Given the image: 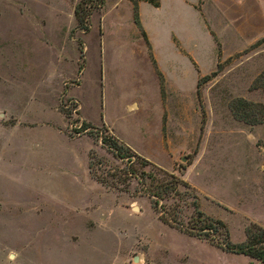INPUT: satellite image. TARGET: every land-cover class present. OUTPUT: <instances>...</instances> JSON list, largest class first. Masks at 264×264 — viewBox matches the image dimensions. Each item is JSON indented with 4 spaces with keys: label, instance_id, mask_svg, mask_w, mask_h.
Instances as JSON below:
<instances>
[{
    "label": "rangeland",
    "instance_id": "obj_1",
    "mask_svg": "<svg viewBox=\"0 0 264 264\" xmlns=\"http://www.w3.org/2000/svg\"><path fill=\"white\" fill-rule=\"evenodd\" d=\"M126 1L0 0V264H258L164 224L149 198L139 194L138 178L125 191L129 163L106 147L113 137L102 127L81 131L77 104L64 88L77 85L82 74L78 96L95 116L97 33L101 24L103 40L109 42L117 15L125 22ZM139 1L130 2L138 29L134 15ZM77 3L86 31L73 17ZM161 4L159 15L167 17L180 45L178 79L184 91L178 98L187 103L189 115L194 103L187 131H172L171 158L158 156L167 168L161 169L181 175L193 188L198 209L220 220L230 242L239 244L250 218H261L255 196L259 188L264 192V124L252 127L233 120L229 104L240 98L264 108V0ZM214 71L216 76L200 85L197 96V79ZM258 111L243 105L239 113ZM57 117L63 121L67 149L77 150L72 163L63 161L49 135L57 129ZM57 141L60 146L62 140ZM88 146L87 160L92 152L100 161L93 174L117 181L118 189L104 187L88 169L91 181L85 176L82 149ZM198 152L201 157L191 167ZM133 169L137 174L149 170L138 160ZM183 200L178 217L184 224L192 207L191 200ZM162 203L172 206L171 200Z\"/></svg>",
    "mask_w": 264,
    "mask_h": 264
},
{
    "label": "crops",
    "instance_id": "obj_2",
    "mask_svg": "<svg viewBox=\"0 0 264 264\" xmlns=\"http://www.w3.org/2000/svg\"><path fill=\"white\" fill-rule=\"evenodd\" d=\"M132 8V4L126 1L125 22L119 18L118 14L109 29L108 43L103 40L105 31L101 24L100 33L97 31L99 73L95 82L97 94L95 116L92 117L87 113L84 101L78 96L82 89V74L77 85L64 88V94L77 104V116L81 123L104 128L106 133L135 154L157 167L167 169L161 164L158 156L171 158L172 131L175 134L178 128L181 129V133L187 131V123L190 120L192 122L194 103L191 101L189 115L187 103H184L183 98H178V95L183 94L184 91L182 81L178 79L177 59L180 45L177 34L169 25L167 17L159 15L162 11L161 0H158L157 7L143 0L137 2L136 10L140 29L133 23ZM116 9L117 5L111 9V13ZM181 52L199 75L191 57L182 49ZM146 76L150 78L152 84L151 93L146 88ZM191 94H193V88ZM59 123L63 126V121L57 117V123L54 121L57 129H51L49 135L59 151L58 154L64 155L63 161L72 163L74 151L67 149L65 144L68 141L61 133ZM190 134H193L192 125ZM83 137L75 140L78 141ZM57 139L62 140L63 144L57 145ZM55 140L57 142H54ZM82 150L86 153L85 164L83 163L84 174L91 181L87 172L89 146ZM29 153L26 152V154ZM74 154H77V150ZM200 157L201 153L198 152L193 158L191 167ZM175 159L174 157L172 164ZM68 175L75 177L77 174L69 172ZM259 191V194L255 196L257 201L255 206L261 218L259 220L250 218V221L264 228V192L260 188Z\"/></svg>",
    "mask_w": 264,
    "mask_h": 264
},
{
    "label": "trees",
    "instance_id": "obj_3",
    "mask_svg": "<svg viewBox=\"0 0 264 264\" xmlns=\"http://www.w3.org/2000/svg\"><path fill=\"white\" fill-rule=\"evenodd\" d=\"M129 1L133 2L135 0ZM147 2L152 4L154 7H157V3H154L153 0H147ZM79 9L80 4L77 3L73 8V17L79 24V28L86 31L88 26H83V17L79 15ZM134 22L138 24L136 14L134 15ZM216 66L218 68L219 65L217 64ZM216 73L217 72L214 71L209 75H205L197 79L195 84L197 96L199 94L198 89L200 85L214 78ZM243 105L256 107L259 111L248 115L244 113L240 114L239 110ZM229 109L233 120L237 122H241L242 124L248 126H255L264 123V108L260 104L246 102L245 100L239 98L233 101L231 105L229 104ZM202 122H204L203 118H201V123ZM80 125L82 127L81 131L91 129L88 124L81 123ZM200 130H202V126ZM101 143L105 145L103 140H101ZM106 147L110 150V152H112V155L115 158L119 160H126L129 163V166L124 171L126 180L125 191L129 186L130 180L138 178L141 181L139 194L149 198L151 208L158 212L159 219L164 224L178 229L188 236L206 240L210 244L224 251L234 252L257 262L258 264H264V228L254 223H249L243 231L244 240L239 244H232L229 240L227 227L220 220L206 216L198 209L196 194L193 188L181 178V175H175L174 173L162 170L148 160L135 154L128 147L114 138L113 141L109 142ZM134 160H138L142 167H148L149 170L147 172L141 171L137 174L136 170L133 169ZM94 164L100 165V161L99 159L95 160L94 154L90 152L88 159V170L90 175L104 187L115 190L118 189L116 185L117 181L107 182L102 177L93 174ZM114 176L115 175L112 177ZM184 198L191 200L190 206L192 207V215L190 219L183 224L178 217L180 209L178 202H184ZM169 200L172 201V206L162 203ZM172 211L175 212L173 213Z\"/></svg>",
    "mask_w": 264,
    "mask_h": 264
},
{
    "label": "water",
    "instance_id": "obj_4",
    "mask_svg": "<svg viewBox=\"0 0 264 264\" xmlns=\"http://www.w3.org/2000/svg\"><path fill=\"white\" fill-rule=\"evenodd\" d=\"M133 261L136 262V258H134Z\"/></svg>",
    "mask_w": 264,
    "mask_h": 264
}]
</instances>
